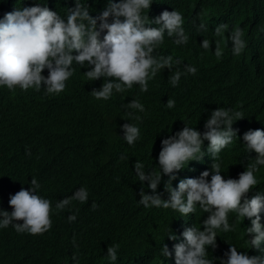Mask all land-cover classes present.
<instances>
[{"label":"trees","instance_id":"obj_1","mask_svg":"<svg viewBox=\"0 0 264 264\" xmlns=\"http://www.w3.org/2000/svg\"><path fill=\"white\" fill-rule=\"evenodd\" d=\"M94 18L106 9L108 0H80ZM120 2V0H115ZM146 26L159 27L154 19L163 11L178 10L184 18L186 44L177 45L175 37L164 34V41L154 56L173 57L172 69H161L148 81V91L140 85L113 92L107 99H96L93 90L102 88L104 78L91 81L85 73L91 67L73 62V76L59 94H47L46 85L40 91L16 87L10 94L0 91V209L11 212V195L21 188H31L35 178L38 193L51 201L52 226L43 234L18 233L13 225L0 228V264H166L175 259V251L168 258L163 247L172 231L184 232L195 226L203 230L209 213L197 205L194 213L183 215L171 208L145 207L140 203V192L153 194L147 181L139 180L136 162L144 165L145 173L160 171L158 156L162 140L181 131L185 124L201 133L212 111L231 108L242 113L235 121L237 136L221 150L217 157L225 179H238L248 164L254 163L257 153L249 152L243 135L248 130H264V0H152ZM46 4L62 18L76 6V0H0V18L17 8ZM153 19V20H152ZM87 23V22H85ZM203 23L206 28L200 29ZM225 23L222 36L215 28ZM243 31L245 49L233 53L231 32ZM207 39L206 50L202 42ZM220 41L223 55H215ZM180 60V64L175 61ZM186 66H194L193 75ZM47 70V69H46ZM181 77L176 86L170 77L176 72ZM47 70L44 76H48ZM44 95V96H43ZM175 106L168 108V100ZM133 100L144 107H128ZM131 113V115H129ZM139 116L141 119H135ZM134 124L140 136L133 145L124 138L123 125ZM205 140L197 159L189 161L175 173L173 187L180 180L199 178L209 170L207 162L214 161L207 152ZM125 159H121V157ZM258 185L248 194L251 199L264 193V166L256 173ZM209 181L211 176L208 177ZM169 176L162 175L157 192L169 198L165 184ZM81 188L88 191L86 202L72 200L64 209L58 202L70 198ZM93 204L96 205L93 208ZM75 215V221L69 216ZM2 219V217H0ZM16 221L13 222L15 224ZM264 224V212L261 213ZM233 231L217 230L216 247L208 246V258L214 264L226 260L225 253L232 245L240 252L257 256L264 251L251 248L247 228L251 220L229 213ZM118 245L117 259L108 256V247Z\"/></svg>","mask_w":264,"mask_h":264},{"label":"clouds","instance_id":"obj_2","mask_svg":"<svg viewBox=\"0 0 264 264\" xmlns=\"http://www.w3.org/2000/svg\"><path fill=\"white\" fill-rule=\"evenodd\" d=\"M152 0H108L105 10L98 17L90 15L88 7L76 0V6L69 10L67 18H62L46 4L17 8L0 18V91L9 93L16 87L27 91L34 88L40 91L46 85L47 94H59L66 88V82L73 76V62L91 67L85 75L91 81L104 78L102 88L93 90L96 99H109L115 92L131 89L134 84L140 85L141 91H148V81L156 76L161 69H172L173 57L154 56L153 53L164 41V34L175 37L177 45L186 44L188 36L183 27L184 18L180 11H163L153 21L159 27H150L149 15L145 10L151 9ZM87 22V23H85ZM200 29L206 26L201 23ZM228 25L219 24L215 34L222 36ZM243 31L237 27L231 34L233 53L241 54L246 47L242 39ZM202 47L208 49L210 42L204 39ZM215 55H222L220 41L216 42ZM180 64V60L175 61ZM48 76H44L47 70ZM186 71L195 74L194 66H186ZM181 72L176 71L170 82L176 86ZM43 95V96H44ZM166 106L173 108L175 101L169 99ZM132 109L143 112L144 107L139 101L128 104ZM131 115V113H129ZM135 119L140 120L139 116ZM242 113L231 108H218L212 111L205 128L201 133L187 124L181 130L162 140V148L158 156L160 171L152 170L145 173L144 165L135 164V172L142 182H149L153 194L140 192V203L145 207L155 206L171 208L183 215L196 211L199 205L204 212L209 213L203 221V230L195 226L188 227L184 232L172 231L168 235L167 245L163 247V255L170 258L175 251V259L166 264H214V259L208 258V246L215 248L217 230L233 231L229 224V213L234 212L237 218L251 220L247 234L251 238V248L260 249L264 244V224L261 223V213L264 212V193H257L248 199L249 192L258 185L256 173L264 166V130H248L243 135V141L249 152L254 151L257 157L254 163L248 164L246 171L240 173L238 179H225L221 174V165L217 157L221 150L233 142L237 136L234 130V120H241ZM124 138L133 145L140 136V129L134 124L125 123ZM209 141L207 152L214 161L207 162L209 170H204L199 178L180 180L178 187H173L175 173L184 169L189 161L197 159L201 153L204 141ZM125 159V157H121ZM162 175L169 176L165 184L168 199H163L157 192ZM211 176L209 181L208 177ZM31 188H21L10 196L9 203L3 199L11 212L0 209V228L13 225L18 233L43 234L52 226V204L38 193V181H30ZM88 191L78 189L70 198L57 203L56 208L64 209L72 200L86 202ZM96 207L95 204L92 206ZM76 216H69V221H75ZM16 221L15 224L13 222ZM119 246H109L108 256L112 261L117 259ZM226 260L221 264H264V251L257 256L240 252L232 245L225 253Z\"/></svg>","mask_w":264,"mask_h":264}]
</instances>
